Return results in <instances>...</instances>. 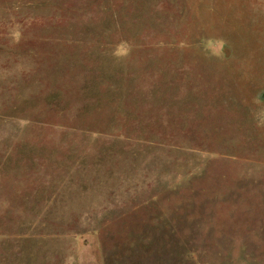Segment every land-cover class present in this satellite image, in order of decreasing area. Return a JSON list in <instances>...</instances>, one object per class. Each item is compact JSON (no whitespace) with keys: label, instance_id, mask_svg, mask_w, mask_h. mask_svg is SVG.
Here are the masks:
<instances>
[{"label":"rangeland","instance_id":"obj_1","mask_svg":"<svg viewBox=\"0 0 264 264\" xmlns=\"http://www.w3.org/2000/svg\"><path fill=\"white\" fill-rule=\"evenodd\" d=\"M0 238L264 264V0H0Z\"/></svg>","mask_w":264,"mask_h":264},{"label":"crops","instance_id":"obj_2","mask_svg":"<svg viewBox=\"0 0 264 264\" xmlns=\"http://www.w3.org/2000/svg\"><path fill=\"white\" fill-rule=\"evenodd\" d=\"M0 239H4V238H0ZM2 253L3 252H0V264H44L43 253L40 251L25 253L23 259L20 258V262L19 260L14 259L11 250L7 251L8 254L4 252L5 255L4 258L1 256ZM40 254L43 257L41 261L39 257Z\"/></svg>","mask_w":264,"mask_h":264}]
</instances>
